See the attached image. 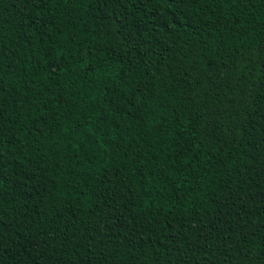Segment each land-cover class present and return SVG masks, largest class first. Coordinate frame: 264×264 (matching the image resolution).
I'll return each mask as SVG.
<instances>
[{
  "label": "trees",
  "instance_id": "trees-1",
  "mask_svg": "<svg viewBox=\"0 0 264 264\" xmlns=\"http://www.w3.org/2000/svg\"><path fill=\"white\" fill-rule=\"evenodd\" d=\"M0 264H264V0H0Z\"/></svg>",
  "mask_w": 264,
  "mask_h": 264
}]
</instances>
